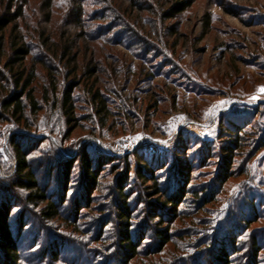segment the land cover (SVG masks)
Segmentation results:
<instances>
[{
	"label": "rangeland",
	"instance_id": "1",
	"mask_svg": "<svg viewBox=\"0 0 264 264\" xmlns=\"http://www.w3.org/2000/svg\"><path fill=\"white\" fill-rule=\"evenodd\" d=\"M2 17L12 22L0 21V204L21 231L14 264H125L114 214L103 233L98 219L116 211L118 176L138 232L127 264H221L223 235L234 239L230 264H264V0H0ZM70 84L68 119L60 94ZM29 90L42 110L27 121L40 132L18 126L4 106ZM234 117L243 131L232 158L225 126ZM56 123L59 135L46 130ZM11 137L30 152L48 201L61 204L53 220L42 219L46 202L35 208L16 186ZM80 153L106 159L92 206L78 203L77 213L88 190ZM167 201L177 202V218ZM152 203L161 226L146 215ZM61 239L73 242L53 257Z\"/></svg>",
	"mask_w": 264,
	"mask_h": 264
},
{
	"label": "trees",
	"instance_id": "2",
	"mask_svg": "<svg viewBox=\"0 0 264 264\" xmlns=\"http://www.w3.org/2000/svg\"><path fill=\"white\" fill-rule=\"evenodd\" d=\"M10 7H7V10L9 11ZM0 21L3 22V28L7 27L8 25L11 24L12 19H7L6 18H1ZM1 46V45H0ZM22 79V76L19 77ZM32 76L30 74L26 77L27 81L26 84L30 83ZM20 82V79H16V85H18ZM26 87V85H25ZM71 84L67 86L66 90L63 91L60 96L62 100V111L65 114L64 116H67L69 119L70 114L73 113V104H72V97H71ZM25 90V89H24ZM56 95V94H55ZM35 95L32 93V91H26L24 93L21 92L20 94H13L11 97L4 102L5 107H12L13 108V114L16 119V123L18 126H23L29 130L33 129L36 132H40L43 129L34 125L33 123H29L27 121V116L29 114H32L34 116H37L40 110H42V107L39 106L38 102L35 99ZM94 100L99 99L98 93H94L93 97ZM101 99H99V103L96 104L94 101V106L95 108H104L103 103H101ZM99 110V109H98ZM97 110V111H98ZM237 117H234L231 121H228L227 125L225 126L226 129H228V133L233 136L232 140H229L230 147L226 148L228 150L227 152L230 153V155L235 156L234 152L242 145V131H243V125L242 122L240 121L241 119H236ZM71 120V119H70ZM60 123V122H59ZM56 123L52 127H46V130L48 132H51L52 134L59 135L60 134V124ZM226 131V132H227ZM181 133L180 136L177 137L178 141L176 140V145L180 144L181 139ZM42 140H46V138L41 137ZM44 138V139H43ZM176 138V139H177ZM10 146L12 148V153L13 157L15 160V167L14 171L17 176V181H16V186L20 187L23 190L28 191V193L25 195L24 200L32 202L36 207H40L41 203L46 202L44 207L40 209L42 219H46L45 221L47 222L48 220H53L58 214H59V208L61 206L57 205V203H51L49 196L46 195V188L44 187V183L40 184L37 179H36V172H34L31 169V165L26 161L27 156L30 154L29 151H27L25 148H23L18 141H15L13 137L10 138ZM168 144V143H167ZM166 144H164L165 146ZM170 145V143L168 144ZM174 145V146H176ZM80 160L82 162V168L84 171V180L87 182V193L85 197H83L82 200H75L77 204H75V212L80 213L78 211V208L80 204L78 203H83L85 208H90L92 205L91 203V196L90 193L92 192L91 190H95L99 184V177L101 175V169H100V164L101 161L106 159L105 155H102V160L100 159H94L89 156L88 153H80ZM114 159V158H113ZM232 160V159H231ZM227 160V162H231ZM110 161H106L105 163H109ZM104 164V163H103ZM68 166V165H67ZM68 169V167H67ZM143 174V175H142ZM141 176H147L149 175L150 178H154V174L152 171H146L143 170V173ZM147 174V175H146ZM68 176V172L66 170V179ZM118 180H115L114 183H112L111 187L115 189V204L114 207L116 208L115 212H111L110 214L106 215H100L98 216L99 222H103V225H100L101 232L103 233L105 228L104 226L107 225L111 218L110 216L114 214V219L115 223L117 224L116 226V237L118 241V245L120 246L121 250L123 251V256H124V262L125 264L128 263V259H131L135 257L138 254V241L135 239V236L138 232L135 233V228L133 227L134 224L131 223L132 221V216H133V209L132 206L130 205V202L128 201L129 196L127 195V191L124 189L123 186V179L122 177H117ZM65 183V182H64ZM155 183V182H154ZM66 184V183H65ZM156 185V192H161L162 186H157ZM66 186V185H65ZM91 187V189H89ZM66 194V193H65ZM65 194L62 197H65ZM51 197V196H50ZM65 200V199H64ZM6 201V200H3ZM82 201V202H81ZM176 201H167L166 204L162 202V208L165 207L166 209V215H169L172 218H177L179 215L178 212V206H177ZM99 210L100 212H105V206L104 204L100 203L99 204ZM161 206V204H160ZM10 206L6 202H1L0 204V256L3 257L6 264V260L10 261L11 264H14L17 256V251L20 246V233L21 231L18 229L17 226H14L10 223L9 217H10ZM157 205L155 203H152L151 206L148 207V210L146 212V215L148 216L149 220H157L155 221L156 226H161L164 222L166 223L167 220H164L162 217V214L159 213ZM161 208V209H162ZM168 208V209H167ZM163 210V209H162ZM79 215V214H78ZM31 220L28 221L29 224ZM112 222V220H111ZM72 225V224H71ZM73 230L81 231V228ZM41 231H43L41 229ZM82 232V231H81ZM101 235V233L99 234ZM170 227L168 226L167 229L163 228L159 230V248L158 250L161 251L163 246L167 244L170 239ZM231 237V236H230ZM67 239H61L57 241V245L51 247L49 249L50 253L52 254L53 257H60L59 256V247L62 244H69V241L73 242L72 239L66 241ZM234 239L228 238L227 235H223L222 237H217V242L219 244V248L217 249V258L216 261L221 263V264H230V254L225 250L227 247L228 242H233ZM254 243V242H253ZM157 245V244H155ZM63 246V245H62ZM58 247V248H57ZM258 250H262L261 247L258 248ZM158 252V251H156Z\"/></svg>",
	"mask_w": 264,
	"mask_h": 264
},
{
	"label": "snow or ice",
	"instance_id": "3",
	"mask_svg": "<svg viewBox=\"0 0 264 264\" xmlns=\"http://www.w3.org/2000/svg\"><path fill=\"white\" fill-rule=\"evenodd\" d=\"M262 91H264V89H262ZM255 98H256L255 96L252 97V99H255Z\"/></svg>",
	"mask_w": 264,
	"mask_h": 264
}]
</instances>
